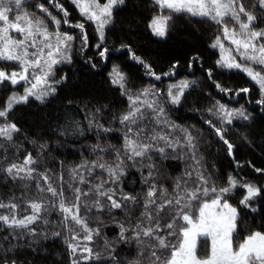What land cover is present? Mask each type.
Wrapping results in <instances>:
<instances>
[{
	"label": "snow or ice",
	"instance_id": "snow-or-ice-1",
	"mask_svg": "<svg viewBox=\"0 0 264 264\" xmlns=\"http://www.w3.org/2000/svg\"><path fill=\"white\" fill-rule=\"evenodd\" d=\"M71 3L82 19L73 22L61 0H40L32 10L25 7L27 0H0V61L14 62L8 65L11 72L0 67V82L24 84L23 93L13 91L0 108V173L5 181H19L22 189L19 197L10 189L7 200L0 198V264H35L41 241L61 236L70 264H264V187L232 173L224 186H218L207 172L200 152L204 129L178 123L170 115L172 107L182 104L186 91L199 82L187 77L173 82L179 60H173L167 71L157 72L131 45L122 43L120 47L143 64L147 76L161 84L167 77V87L150 82L134 88L114 64L108 76L127 99L123 109L88 97L68 99L51 116L47 131L38 136L22 132L7 119L14 105L32 97L46 105L69 84L68 73L57 78V66L73 63L76 40L81 55L87 57V22L95 24L99 35L98 56L104 59L109 53L106 28L115 22L114 11L127 7V0ZM153 6L159 11L148 26L160 37L167 35L177 13L207 18L217 25L211 44L220 51L216 65L220 70H241L259 86L256 103L264 118V0H153ZM53 7L57 14L50 10ZM62 24L72 27L61 30ZM85 63L98 67L92 57ZM207 75L213 80L214 70L208 68ZM214 83L220 92L231 95L233 89ZM235 91L248 93L249 88ZM205 112L209 118L201 115L204 124L234 156L227 128L239 121L246 126L252 113L244 105L230 107L221 100ZM242 135L248 140L247 134ZM170 160L188 163L172 177ZM50 162L58 169L48 167ZM255 171L264 175L262 168ZM237 186L245 190L239 205L261 214L257 227L245 222L247 234L242 238L240 210L230 202ZM54 213L57 219H51ZM101 235L103 245H95ZM198 237L210 240L203 255L198 252Z\"/></svg>",
	"mask_w": 264,
	"mask_h": 264
},
{
	"label": "trees",
	"instance_id": "trees-1",
	"mask_svg": "<svg viewBox=\"0 0 264 264\" xmlns=\"http://www.w3.org/2000/svg\"><path fill=\"white\" fill-rule=\"evenodd\" d=\"M104 2V0H100ZM40 0H27L26 8L32 10ZM68 9L69 16L73 22L82 19L79 10L71 3V0H61ZM54 14L58 10L54 7L50 9ZM159 11L153 6V0H127V7H119L114 11L115 22L106 28V46L110 49L106 58L101 59L95 45L99 41V35L95 30V24L86 23V31L89 35L90 46L84 51L87 57H92L98 64L96 69H92L90 64H86L87 57L80 53V41H75V51L73 53V63L57 66V78L64 73L70 75L68 85L60 90L55 98L46 105H41L34 98L29 102L14 105L10 116L7 118L18 124L22 132L26 130L29 135L38 136L42 131H47V125L51 116L63 108L68 99L92 98L95 101L111 104L115 109H123L127 105L126 97H123L117 86H112L109 80V72L113 65L120 66V71L130 78V86L139 88L150 82L157 83L160 87H167L169 79L162 77L163 84L155 81L154 77H149L145 73L143 64L132 59L127 48H121L122 43L131 45L136 55L143 57L145 61L152 64L157 72L167 71L173 60H179L178 74L174 76L173 82L187 77L199 82L186 91L182 104L172 107L171 117L178 123L192 125L197 129H204V137L200 145V152L203 154V163L207 167V172L212 173L218 186L227 183L229 173L236 175L241 181H252L259 186L264 182V175L257 173L255 168L264 169V118L261 116L260 107L256 101L259 99V86L253 83L245 74L235 70H220L216 65V60L220 53L217 48H212L211 44L217 33V25L207 18L190 16L187 13H177L173 15L169 22L170 27L164 38L155 36L148 22L153 13ZM62 17L63 13H59ZM54 28V25H52ZM71 25L61 26V30H69ZM75 34H79V29H73ZM196 56L192 67L189 61ZM14 62L0 61V67H5L8 72L12 71ZM214 70L213 80L208 79L207 69ZM214 81L223 84L224 87L233 89L231 95L220 92L215 87ZM71 85H77L72 88ZM248 87V93H237L235 89ZM20 83L18 86L11 85L10 81L0 82V108L5 107L8 96L13 92H22ZM216 100L229 104L230 107H240L244 105L248 112H251L253 119L246 126L243 121L234 122V125L227 128V138L234 145V156H229L227 146L219 141L214 132L208 130L201 115L209 118L205 110ZM199 109V111H193ZM47 114V115H46ZM82 118V116H81ZM3 122V118H0ZM195 131V130H194ZM242 134H247L248 140ZM22 138V133L17 139ZM250 141V142H249ZM31 148V145H26ZM2 154V153H0ZM69 159L76 157L69 156ZM237 160L240 162L237 166ZM188 161L170 160L169 166L173 169L171 176L179 175ZM48 167L58 169L55 162H50ZM41 168L44 165H40ZM207 174V173H206ZM132 177H129L131 179ZM138 180L139 177L136 176ZM195 176L192 177L194 181ZM169 183L171 180L169 179ZM139 185L137 184L136 187ZM14 189L19 197L22 189L20 182H13L10 179L5 181L4 174L0 173V198L7 200L12 194L9 190ZM244 189L237 186L234 198L231 203L237 205L240 210L241 219L239 222L240 237L247 233L244 231L245 222L252 224L255 228L261 219L260 213L253 214L251 209L239 205V199L244 194ZM35 194V187L32 188ZM259 199V197L257 198ZM198 214V213H197ZM51 219H57V214H53ZM253 220L255 221L253 223ZM96 216L90 217V223L95 224ZM108 235L112 232L109 228ZM95 245H103V235L97 237ZM209 241L200 237L197 241V248L200 255L205 254ZM44 249H47L45 254ZM35 264H70L69 256L64 244V237H50L41 241L40 254L35 257Z\"/></svg>",
	"mask_w": 264,
	"mask_h": 264
},
{
	"label": "rangeland",
	"instance_id": "rangeland-1",
	"mask_svg": "<svg viewBox=\"0 0 264 264\" xmlns=\"http://www.w3.org/2000/svg\"><path fill=\"white\" fill-rule=\"evenodd\" d=\"M101 2V1H100ZM104 2H105V0H104ZM104 2H101V3H104ZM150 28V27H149ZM150 30H151V28H150ZM152 32V31H151ZM153 33V32H152ZM154 34V33H153ZM155 35V34H154ZM155 36H157V35H155ZM157 37H159V38H164V37H160V36H157ZM225 43L226 44H230V42H228V41H225ZM218 49V51H219V48H217ZM219 53H220V51H219ZM233 70H235V69H233ZM235 71H240V72H242L241 70H235ZM243 73V72H242ZM243 74H245L246 76H247V74L246 73H243ZM248 77V76H247ZM250 80H251V78L250 77H248ZM252 81V80H251ZM253 83H255L254 81H252ZM18 83H20V85H21V89H22V92L21 93H23V88H24V84H23V82L21 81V82H18ZM32 98H34V97H32ZM35 99V98H34ZM21 103H23V102H21ZM262 187H264V182L262 183V185H261ZM200 237H198L197 238V241H198V239H199ZM209 241V247H210V240H208Z\"/></svg>",
	"mask_w": 264,
	"mask_h": 264
}]
</instances>
